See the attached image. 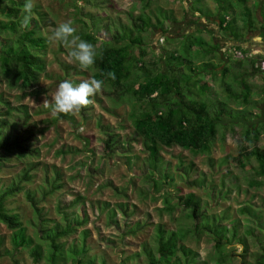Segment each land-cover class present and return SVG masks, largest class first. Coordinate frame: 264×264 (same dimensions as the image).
<instances>
[{"label": "trees", "instance_id": "trees-1", "mask_svg": "<svg viewBox=\"0 0 264 264\" xmlns=\"http://www.w3.org/2000/svg\"><path fill=\"white\" fill-rule=\"evenodd\" d=\"M138 1L143 5L142 13L139 16L129 13L130 24H121L117 27L114 23H107L102 26L107 32L106 40H99L98 24L92 25L98 30L93 32L83 19L78 21L81 23V32L78 34L82 39L94 44L98 53L102 54L97 56L94 67L89 69L93 72L91 78L104 79V87L100 93L112 100L129 97L135 101L134 109L129 115L134 126L133 133L129 137H121L112 132L109 126L105 127L103 130L105 150L112 155L119 152L128 153L133 143H140L147 154V178L153 183L154 189L159 191L160 188L170 186L175 181L168 167L163 163V149L179 147L190 152L205 154L216 141L224 120L250 122L252 126L247 125L242 139L238 141L240 153L232 158V161L244 170L246 163L254 160L257 163L254 172L256 178L253 177L251 186L264 185V84L261 87L262 99L254 100L251 89L247 83H244L243 74L236 75L235 80L243 81L241 89L234 92L230 85L226 86L227 93L231 96H229L231 103L240 105L236 109L229 103L221 101L209 100L207 105L203 99L193 102L191 98L198 81L193 79V74L197 73L201 76L204 73L199 69L201 65L195 68L194 61L179 52L183 46L184 53H192L194 45L189 41L191 37L187 36L183 45L176 50L165 52L169 53L164 61L166 69L159 66L158 62H148L143 35L156 29L168 40L170 26L178 23V20L172 10L161 6L154 8L155 0ZM212 1L216 5V11L204 12L198 5L191 8V12L194 15L200 13V19L203 17L208 19L216 15L220 33H224V36L234 43L235 50L244 52L243 54L248 56L244 60L235 58V66L239 69L249 67L256 74L264 73L255 67L264 59V55L250 58V53L248 54L250 50L245 48L247 43L245 39L249 33L254 31L264 33V0H256L257 3L253 8L248 6L249 0ZM24 3L25 0H0V82L4 81L8 89L17 90L25 97H39L46 92L44 88L38 87L41 78L51 77L46 60L50 44L40 27L46 14L34 8L35 17L32 18L29 28L22 29L19 25ZM197 3L198 1H195V5ZM259 11L263 20L258 16ZM198 44L207 45L204 41ZM204 65L208 67L205 71L210 72L211 69H215L212 62ZM60 67L64 72L59 78L61 81L70 80L69 78L74 76L87 75V71H82L66 62L61 63ZM107 72H115L116 79L111 80L106 75H102ZM228 73L229 68H226L224 75ZM72 82L78 84L79 79ZM7 99L4 93L0 94V169L4 161L11 156L21 160L27 156L39 157L41 153V149L35 147L39 142V124L33 120L34 116L30 115L28 106L14 105ZM255 110H260L261 114H255ZM15 114H20L21 117L13 121ZM255 117L262 120L254 122ZM60 118L71 121L74 119L73 116L64 115ZM36 167L38 165H27L15 182L0 189V223L12 231L11 241L14 250L29 251L36 263L45 258L47 264H60L61 257L67 256L70 264H97L96 256L91 257L89 254L91 250L87 246L88 230H83L80 234L81 240L78 245H72L67 249L66 244L61 242L76 234L79 229H84L88 224L86 216L80 217L71 213V210L79 204V197L66 205L58 204L56 212L60 220L57 221L44 214V208L38 207L39 204L31 196V191H25L34 213V219L30 222L35 231L34 237L28 234L29 227L22 223L19 214L8 209V200L24 190L23 183L33 180L32 172L37 169ZM48 168L46 166V170ZM178 171L184 175V178L190 174L181 166ZM51 173L52 176H48L49 179L46 180L47 185L43 186L45 190L43 199L55 195L64 188L61 183L63 180L61 172L54 168ZM160 173L163 175V182L157 176ZM178 198L180 201L178 205L186 212L191 227L184 230V233L178 234L166 233L163 227L158 225L157 247L145 248L146 264H221L224 259L230 263L237 256L235 251L225 254L223 260H201L200 254L187 248L183 240L188 235L197 238L203 234L211 236L214 248L219 254L226 252L227 246L237 240L243 246V253L240 257L237 256L241 258V264H247L249 253L247 239L251 240L256 248V252L252 254L254 264H264V206H259V209L255 210L247 205L237 211L238 218L226 224L225 221H228L226 217L217 219L213 215L208 216L204 211L202 199L195 194ZM118 207L127 216L126 205ZM172 210L174 207L169 209ZM113 214L115 215L116 212L111 211L109 215ZM241 217H245L246 225L242 223ZM110 220L111 224L116 223L112 217ZM242 226L246 241L239 238V230ZM101 264L106 263L102 261Z\"/></svg>", "mask_w": 264, "mask_h": 264}, {"label": "rangeland", "instance_id": "rangeland-1", "mask_svg": "<svg viewBox=\"0 0 264 264\" xmlns=\"http://www.w3.org/2000/svg\"><path fill=\"white\" fill-rule=\"evenodd\" d=\"M255 3H257L256 0H249L248 6L253 8ZM159 6L172 10L175 17L181 20L182 25L187 23L185 27L171 25L169 33L177 36L178 39L184 36L185 40L186 34H191L189 41L196 47L191 54L184 53L183 46L179 50L181 54L194 61L195 68L201 65L199 69L204 73L201 76L197 73L193 74V79L198 81H196L191 100L197 102L203 99L206 105L209 100L221 101L229 103L235 109L240 107V105L231 103L228 99L230 95L226 90V86L230 85V88L237 92L243 86L242 80H235L239 69L234 64L236 62L235 49L230 51L232 44L225 49L226 54H222V50L219 51V54L225 55L230 62L228 65L227 62L225 64L229 68L228 75H223L224 73H219L216 69L212 72L205 71L208 67H205L204 63L212 61L208 58V54L214 51L216 40L223 48L228 41L223 42L217 36L214 37L213 34L207 32L194 33L191 24L189 25L190 22L188 23L193 19V15L191 5L187 1L155 0L153 7ZM198 7L202 9L200 4ZM34 8L46 14L44 22L40 23L45 37L48 36L50 28L69 19L74 21L78 32H81V23L78 21L83 19L93 32L100 31L98 32L99 40H106L107 32L103 29V25L107 23H114L117 27L121 24L128 25L131 22L129 13L139 16L143 5L138 0H35ZM258 16L260 20H263L260 11ZM93 24H98L100 28L96 30L92 27ZM181 33L183 35H180ZM250 35L258 36L259 32L254 31ZM222 36L224 33L221 34ZM143 37L148 53L146 60L158 62L163 69H166L164 61L167 58L166 55H169L165 52L176 50L183 42L182 39L169 42L164 38L163 33L156 29L144 34ZM198 41L199 43L208 42L209 46L208 44L199 45ZM67 53L68 50L63 46L50 45L48 47L46 60L47 70L51 77L41 78L38 87L44 88L46 92L39 97H25L17 90L8 89L4 81L0 82V94L4 93L7 100L14 105L28 106L30 115L34 116L33 120L39 124V142L35 146L41 149L39 157L27 156L18 160L15 156H11L4 161L0 169V189H2L15 182L27 165H38L37 169L32 172L33 180L23 183L24 190L7 202L8 209L19 214L22 223L29 227L30 236L34 237L35 233L30 224L34 219V213L25 191H31V196L39 204L38 207L44 208V214L57 221L60 220L56 212L58 204L66 205L76 197L80 198L79 204L71 210V213L80 217L86 216L88 224L84 229H79L76 234L61 242L65 243L69 249L72 245H78L81 240L80 234L83 230H88L87 246L91 250L89 254L91 257L96 256L97 264H101L102 261L106 264H146L145 248L155 249L157 247L156 229L158 225L162 226L166 233L181 234L184 230L190 229L191 223L187 219V214L178 205L180 196L195 194L200 197L205 213L217 219L228 218V221H225L226 224L238 218L237 211L247 205L255 210H258L259 206H264V185L251 186L252 180L256 178L254 172L257 163L254 160L246 161V167L243 170L232 161V158L240 153L238 141L242 139L247 125L252 126L250 122L224 120L223 126L219 128L216 141L212 144L210 151L205 154L190 152L179 147L163 149V163L168 167L175 181L158 191L147 178V154L140 143H133L128 153L119 152L114 155L104 148L103 130L105 127L109 126L112 132L121 137H129L133 133L134 126L129 119L135 106L133 99L124 97L120 100H112L99 93L93 98L94 103L84 109L83 114L81 112L73 116L72 121L60 118L62 115L54 117L51 109L43 105V101L45 97L51 99L56 87L62 82L59 78L64 72L60 64L66 62L68 65L76 66L69 62ZM263 53L259 49L253 56ZM216 54L214 65L219 70L225 61H222L221 56ZM92 74L93 72L88 70L84 77L74 76L69 79L70 81L79 79L80 82L91 78ZM255 75L245 78L244 83H247L251 89L252 97L255 99L259 97L258 99L261 100L264 73ZM206 84L209 86L207 87ZM254 113L261 114L260 110H255ZM20 117V114H15L13 121ZM255 118L254 122L262 120ZM46 166L49 167V172ZM180 166L190 173L188 177L186 175L184 178V175L178 171ZM54 168L61 172L63 176L61 183L64 188L55 195L43 199L45 192L43 186L47 185L46 180L52 176L51 172ZM157 176L162 182L164 181L161 173ZM119 205H126L127 216L118 209ZM172 207L174 210L169 211ZM111 211H115L116 214L109 215ZM110 217L116 222L115 224H111ZM241 219L246 225L245 217ZM11 232L0 223V264H47L45 258L39 263L34 262L29 251H15L12 246ZM239 238L246 241L243 226L240 227ZM183 244L198 252L201 260L218 261L235 251L239 257L243 253V246L234 240L230 246H227L226 252L219 254L214 248L211 236L207 234L197 238L194 235H188L183 240ZM247 245L249 253L246 262L254 264L252 254L256 252V248L248 239ZM237 256L230 263L224 259L221 264H241V258ZM68 260L67 256H62L59 263L70 264Z\"/></svg>", "mask_w": 264, "mask_h": 264}, {"label": "clouds", "instance_id": "clouds-1", "mask_svg": "<svg viewBox=\"0 0 264 264\" xmlns=\"http://www.w3.org/2000/svg\"><path fill=\"white\" fill-rule=\"evenodd\" d=\"M35 0H25L21 12L20 28L28 29L33 18ZM47 42L55 47L63 46L68 50V60L74 63L80 70L88 71L96 63L98 55L94 44L82 39L78 34L74 21L64 20L55 27L49 29ZM107 78L116 79L115 72H107ZM104 79L89 78L74 84L70 80H64L58 84L51 99L45 97L43 105L51 109V114L56 116H75L94 103V97L104 87Z\"/></svg>", "mask_w": 264, "mask_h": 264}, {"label": "crops", "instance_id": "crops-1", "mask_svg": "<svg viewBox=\"0 0 264 264\" xmlns=\"http://www.w3.org/2000/svg\"><path fill=\"white\" fill-rule=\"evenodd\" d=\"M187 0H185V1H182V2H186ZM195 1L197 2L198 1V3L195 5ZM190 5H191V8H193V7H197L199 4H200V6L202 7V9L204 10V12H206V11H216L215 10V8H216V5L214 4V3H212V1L211 2H209V0H189V1H187ZM168 10V9H167ZM192 15H193V19L192 20H189L188 21V23H189V25L191 24V26H192V28L194 29L193 30V32L195 33L196 32V34L197 33H202V32H207V33H209V34H213V36L214 37H216L217 36V38H220L223 42L225 41H228V42H226L225 44V47L223 48L222 47V45L221 44H219V43H217V40H216V47L215 48H213V50L214 51H211V53L210 54H208V58L210 59V60H212V61H209V62H212L213 63V65H214V60H215V58H216V56H215V54L217 53L218 54V56H221V60L222 61H225L223 64H221V66H222V68L221 69H219L218 70V68H217V66H215V69L217 70V72L219 71V73H224V70L226 69V68H228L225 64H226V62H227V65L230 63L229 61H228V58H226L225 57V55H220L219 54V51H221L222 52V54H226V52H224L225 51V49L226 48H229V46H231V44H232V48H230V51H231V49H234L235 47H234V43L233 42H231V41H229V39H227L225 36H222L221 37V34L222 33H220V30H219V26H218V24H219V20H218V17L215 15V16H211V17H209L208 19L207 18H205V17H203L202 19H200V13H195V15H194V13H192ZM177 18V20H178V23L179 22H181V20L178 18V17H176ZM193 21H198L197 23H195V22H193ZM178 23H176V24H174V25H180V26H182V27H185L186 26V24L187 23H183L184 25H182V22L180 23V24H178ZM196 25V26H195ZM188 26V25H187ZM195 27V28H194ZM170 30V29H169ZM259 32V35L258 36H251L250 35V33L248 34V37H247V39H245V41L247 42L246 44H245V48L247 47L249 50H250V54L252 55V56H250V58H252L253 57V55L255 54V53H257L258 51H259V49H260V52L261 53H263L264 52V33H262L261 31H258ZM180 35H183V33H181ZM189 35H191V34H189V33H187L186 34V36H189ZM167 38H168V41L170 42V41H173L174 39H176V40H181L182 39V44L181 45H183V43L185 42V37L183 36L182 38H179L178 39V37L177 36H172L170 33H169V36H167ZM219 39V40H220ZM199 42V41H198ZM220 42V41H219ZM207 44H208V46H209V43L207 42ZM219 44V45H218ZM224 44V43H223ZM219 48V49H218ZM223 48V49H222ZM193 50H196V47H194L193 48ZM193 50H192V52H193ZM216 54V55H217ZM234 64H235V62H234ZM237 69H239V68H237ZM215 70V71H216ZM213 71V69H211V71L210 72H212ZM250 71V68L249 67H245V68H241V69H239L238 70V74H243V77H244V79L245 78H248V77H250V76H253V75H255L256 73H253V71H251V72H249ZM224 75V74H223ZM228 75V74H227ZM257 75V74H256ZM255 75V76H256ZM253 94V93H252ZM255 96V95H254ZM225 98H226V96H225ZM259 98V97H258ZM257 98V99H258ZM228 99H229V97H228ZM254 100H257V99H255V97L253 98ZM259 100V99H258Z\"/></svg>", "mask_w": 264, "mask_h": 264}, {"label": "built area", "instance_id": "built-area-1", "mask_svg": "<svg viewBox=\"0 0 264 264\" xmlns=\"http://www.w3.org/2000/svg\"><path fill=\"white\" fill-rule=\"evenodd\" d=\"M256 55H264V53L263 54H256ZM250 56H252L251 54H250ZM249 56V57H250ZM234 57L235 58H237V59H246L248 56H245L244 54H243V52H241V51H239V50H235L234 51ZM256 69H258L259 71H261V72H264V59H262V60H260V62L259 63H257L256 64Z\"/></svg>", "mask_w": 264, "mask_h": 264}]
</instances>
